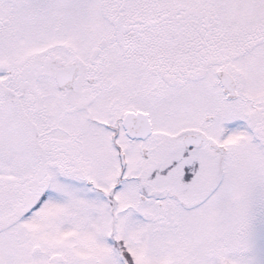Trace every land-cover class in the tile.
I'll return each mask as SVG.
<instances>
[{
	"label": "snow or ice",
	"instance_id": "1",
	"mask_svg": "<svg viewBox=\"0 0 264 264\" xmlns=\"http://www.w3.org/2000/svg\"><path fill=\"white\" fill-rule=\"evenodd\" d=\"M0 264H264V0H0Z\"/></svg>",
	"mask_w": 264,
	"mask_h": 264
}]
</instances>
